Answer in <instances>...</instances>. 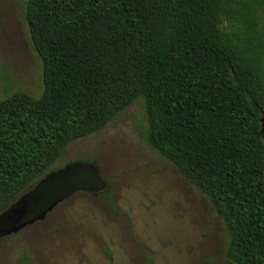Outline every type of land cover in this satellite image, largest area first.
Listing matches in <instances>:
<instances>
[{
  "label": "trees",
  "instance_id": "trees-1",
  "mask_svg": "<svg viewBox=\"0 0 264 264\" xmlns=\"http://www.w3.org/2000/svg\"><path fill=\"white\" fill-rule=\"evenodd\" d=\"M39 97L0 99V211L136 99L148 144L264 264V0H27ZM17 264H35L26 246Z\"/></svg>",
  "mask_w": 264,
  "mask_h": 264
},
{
  "label": "rangeland",
  "instance_id": "rangeland-1",
  "mask_svg": "<svg viewBox=\"0 0 264 264\" xmlns=\"http://www.w3.org/2000/svg\"><path fill=\"white\" fill-rule=\"evenodd\" d=\"M26 2L0 0V99L43 91ZM146 127L144 102L136 99L99 131L70 142L47 174L78 163L94 186L75 189L42 220L0 237V264H17L22 246L35 264H235L226 256L225 222L148 144Z\"/></svg>",
  "mask_w": 264,
  "mask_h": 264
},
{
  "label": "water",
  "instance_id": "water-1",
  "mask_svg": "<svg viewBox=\"0 0 264 264\" xmlns=\"http://www.w3.org/2000/svg\"><path fill=\"white\" fill-rule=\"evenodd\" d=\"M261 120L264 134V119ZM92 186L94 183L88 168L78 163L47 174L32 189L18 195L0 211V237L42 220L61 199L75 189Z\"/></svg>",
  "mask_w": 264,
  "mask_h": 264
}]
</instances>
